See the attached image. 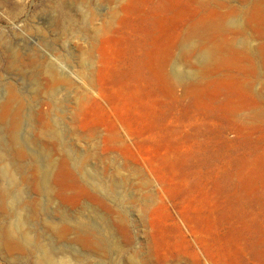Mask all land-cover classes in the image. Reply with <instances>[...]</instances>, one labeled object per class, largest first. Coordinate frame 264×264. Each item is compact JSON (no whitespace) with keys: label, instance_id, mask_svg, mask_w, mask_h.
<instances>
[{"label":"rangeland","instance_id":"1","mask_svg":"<svg viewBox=\"0 0 264 264\" xmlns=\"http://www.w3.org/2000/svg\"><path fill=\"white\" fill-rule=\"evenodd\" d=\"M263 7L0 0V264H264Z\"/></svg>","mask_w":264,"mask_h":264},{"label":"bare ground","instance_id":"2","mask_svg":"<svg viewBox=\"0 0 264 264\" xmlns=\"http://www.w3.org/2000/svg\"><path fill=\"white\" fill-rule=\"evenodd\" d=\"M263 9H264V7H263ZM232 23H234V24H236V21L235 22H232L231 21V24ZM232 40V39H231ZM245 41H247V40H245ZM233 42V41H232ZM228 43H229V41H228ZM241 42L239 41V44H240ZM247 43V42H246ZM245 43V44H246ZM248 43H250V42H248ZM247 43V44H248ZM245 44H242V45H245ZM246 44V45H247ZM249 45V44H248ZM247 45V46H248ZM233 47V46H232ZM240 47V46H239ZM234 48V47H233ZM208 49H210V48H208ZM208 49H207V51H208ZM251 49H253V48H251ZM248 50V49H247ZM204 51V50H203ZM249 52V51H248ZM257 53H258V51H257ZM252 54H254V53H252ZM13 55H14V53H13ZM12 54L10 55V56H13ZM9 56V57H10ZM253 56V55H252ZM201 59H206L207 57H208V55H207V53L206 52H202V54H201ZM199 57V58H200ZM259 57V56H258ZM261 57V56H260ZM12 60H10V67L11 66H16V68L18 67V63H17V60H16V54H15V57H10ZM199 60V59H198ZM200 62H201V60H199ZM261 61V60H260ZM203 62V61H202ZM262 62V61H261ZM260 66V65H259ZM13 68V67H12ZM49 69H51L52 68V66H50L49 65V67H48ZM19 69H20V67H19ZM20 70H22V68L20 69ZM181 75V74H180ZM264 75V74H263ZM256 76V75H255ZM254 77V76H253ZM264 85V84H263ZM260 87H263V86H260ZM250 88H251V86H250ZM253 89H254V87H252ZM255 88H256V85H255ZM249 89V88H248ZM258 89V91H259V88H256V90ZM261 89V88H260ZM262 89H264V88H262ZM11 93V92H10ZM259 93H261V92H259ZM15 93L14 94H12L11 95V98H15ZM17 97V96H16ZM259 97V96H258ZM260 98V97H259ZM264 102V101H263ZM254 105V104H253ZM255 107V106H254ZM21 109V106L19 105L18 106V108H17V110L19 111ZM260 111V110H259ZM261 115V114H260ZM18 118V117H17ZM17 120V119H16ZM15 125V124H14ZM17 126V125H16ZM16 131V130H15ZM53 133H55V134H58V131H55L54 130V132H52V134ZM57 136V135H56ZM10 139H9V141H8V143H7V145H8V147H7V149H12V148H14L16 145H17V143H18V136H17V133H15L14 131H12L11 132V134H10ZM4 156H5V148L0 144V163H1V161L4 159ZM2 163H4V162H2ZM6 165H7V163H5ZM4 164V166L5 167H1L2 169H0V193L2 194V195H4V193H7V191H8V189H9V184L8 183H5V184H8V185H3V184H1V182H7V181H9V183H10V181L12 182V177H11V173L9 172V169L6 167V165ZM9 165V164H8ZM1 166H2V164H1ZM9 167V166H8ZM46 170V169H45ZM14 177V176H13ZM14 180V179H13ZM92 180V179H91ZM98 182H100V181H98ZM93 184H94V182H92ZM102 183V182H101ZM95 185L97 186V188H98V186L100 185V184H96L95 183ZM105 185V184H104ZM11 186H12V183H11ZM94 186V185H93ZM95 186V187H96ZM102 186V185H101ZM45 187H47V185H45ZM103 187V186H102ZM102 187H100V188H102ZM13 197H15V195H12ZM1 199V198H0ZM23 218V217H22ZM20 216H19V218H17L18 220L17 221H14L13 223L14 224H8V225H5V226H2V227H0V248L2 247V245L4 244V242H9V241H13L14 243L17 241V238H20L21 239V241L24 243V244H29L31 241H32V236H31V234H30V232H29V230H27V229H25L24 228V221H23V219H22ZM77 226L79 227V228H81V227H84L85 229H87L89 226H88V224H83V223H78L77 224ZM91 228V227H90ZM96 228V227H95ZM91 231V230H90ZM100 231H101V234H102V236L104 237V239L106 240V243H107V245H108V248L109 249H111V248H113L115 251H117V255H118V258H119V260H120V262H115V263H113V264H121V261L124 259V257L126 256L125 255V253H124V251L114 242V239H113V237H111V233H110V231H109V228H108V226H106L105 224H103L102 226H101V229H100ZM88 233V232H87ZM98 235V234H97ZM99 236H100V234H99ZM102 238V237H101ZM103 239V238H102ZM101 239V240H102ZM30 250V249H29ZM52 252L53 251H51V249L50 248H48V247H46V246H41V247H39V249H38V253L36 254V255H33L32 257H34V260H33V264H64L65 262H66V260H64L63 258H64V256H61V255H65V254H61V253H58L59 255L58 256H56V257H54L53 255H52ZM57 253V252H56ZM55 253V254H56ZM31 255V254H30ZM128 256H130V258H131V256L132 255H128L127 254V257ZM128 259H129V257H128ZM66 264V263H65ZM70 264V263H69ZM108 264H110V263H108Z\"/></svg>","mask_w":264,"mask_h":264}]
</instances>
